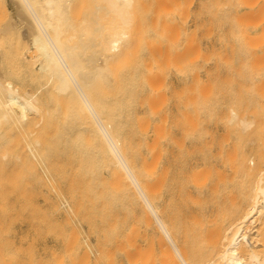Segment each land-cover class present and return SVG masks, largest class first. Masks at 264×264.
<instances>
[{
    "label": "bare ground",
    "instance_id": "bare-ground-1",
    "mask_svg": "<svg viewBox=\"0 0 264 264\" xmlns=\"http://www.w3.org/2000/svg\"><path fill=\"white\" fill-rule=\"evenodd\" d=\"M10 1L14 3L16 13L7 21L8 26L0 25V34L16 29L17 43L24 45L23 58L28 66L36 74L47 76V80H56L57 92L64 94L65 100L76 103V107L68 109L66 105V108L70 112L75 107L74 111H79V121L75 116L71 122L79 125L81 120L82 124L76 130L77 125L65 119L66 124L72 125L68 127L69 133L73 131L72 134L79 137L82 153L85 149L92 150L93 158L97 160L71 166L80 200L74 206L68 201V207L72 206L75 215L82 219L86 211L91 214V206L96 201L105 205L108 216L117 215L113 209L119 208L122 217L120 233L109 234L107 230L96 244L85 242L86 235L82 236L65 217L68 230L64 235V258L59 264H264V250L257 243L262 236L260 225L264 223V170L253 183L247 209L235 223L222 231L215 223L219 220L217 212H202L194 218L200 227L198 232L188 233L182 226L188 224L191 215L182 209L171 212V204L168 207L175 195L172 181L175 169L172 163L164 165L160 161L155 142L157 128H152L148 134L150 127L147 128V124L151 122L147 114V120L143 118L144 114L143 117L135 115L137 146H131L126 140L121 143L112 122L102 116L103 107L92 98L90 86L93 80L111 87L123 77L115 62L118 55L123 52L127 55L133 47L134 33L129 28L132 0H87L85 10L77 19L68 10L73 0ZM189 9L192 22L185 27L182 14L185 11L188 14ZM158 11L163 20L142 34V48L146 52L141 59V74L145 82L142 83L147 87L151 86L155 66L158 68L162 63L163 52L155 49L161 48L164 40L170 44V47L165 46L170 48L166 52L173 67L183 71V76L190 80V99L193 100L208 99L217 94L207 80L200 79L201 70L208 74L212 67L228 65L264 70V0H167ZM106 15L109 17L105 18ZM104 18L109 22H103ZM209 34L215 45L205 42ZM101 42L102 48H97ZM31 51L34 53L29 54ZM258 85L254 84V88ZM257 92L261 93L260 90ZM153 99L150 95L147 102L142 100L150 111H153ZM67 109L63 111L65 118L71 113H67ZM38 111L32 94H20L10 81L5 80L4 84L0 81L1 133L2 124L10 118L22 122L29 119L28 113L37 114ZM232 113L234 124L241 130L250 128L252 120ZM38 115L41 119V114ZM262 126V123L256 125ZM20 151L23 153L22 149ZM20 151L18 155L11 153L17 157V160L12 157L13 160L21 159L30 173L40 178L33 168V159L31 161L33 156L38 159L40 152L29 145L27 154L32 156L25 153L20 158ZM80 155L78 157L86 158L84 154ZM87 158L92 159V156ZM248 161L252 162V158ZM215 173L216 168L206 164L197 170L193 168L191 182L201 192L210 185L209 194L218 195V176L216 182L212 180ZM177 174H181L179 168ZM91 180L95 188H92ZM64 203L67 209L66 200ZM85 203H89V208L83 206L82 211H86L81 212V216L79 212ZM92 217H89V223ZM88 231L93 230L88 227ZM15 254V249L4 250L0 264H38L31 256L20 261Z\"/></svg>",
    "mask_w": 264,
    "mask_h": 264
},
{
    "label": "rangeland",
    "instance_id": "rangeland-1",
    "mask_svg": "<svg viewBox=\"0 0 264 264\" xmlns=\"http://www.w3.org/2000/svg\"><path fill=\"white\" fill-rule=\"evenodd\" d=\"M166 1L132 0V6L129 7L132 13L129 28L134 33L131 41L134 48L132 47L127 55L125 52L118 55L115 62L123 77L111 87L93 80L90 86L92 98L98 106L103 107L102 116L112 122L120 142L130 141L129 144L133 147L137 146L135 142L138 136L135 134V115H145L143 118L147 120V114L151 122L147 124V128H151L147 129V133L157 128L155 142L161 163H172L175 169V178L172 180L175 195L174 200L168 203V207L170 204L172 207L170 211L182 209L191 215L188 224L184 223L182 226L188 233L198 232L200 227L194 221L198 214L217 212L219 220L215 223L223 231L235 223L247 209L253 183L259 172L264 170V126L256 127L257 124H264V70H253L238 65L212 67L208 74L201 70L200 79L207 80L217 94L208 99L193 100L190 99V80L183 76V71L173 67L169 53L166 52L170 49V44L164 40L161 48L152 47L157 51L162 50V63L158 68L152 63L155 66L154 78L150 80L151 86L147 87L141 74V59L146 52L142 48V34L144 30L157 26L163 20L158 10ZM86 4L87 0L71 1L68 8L70 15L77 19L85 10ZM190 12L191 9L188 14L186 11L181 13L184 16L182 25L185 27L192 22ZM15 13L13 2L0 0V25L8 26L7 21L11 20ZM108 17L106 15L105 18ZM105 18L103 22H106ZM17 40L14 28L9 33L0 34V81L3 84L5 80L10 81L20 94H32L40 109L38 113L41 114V119L38 113H28L29 119L25 121L10 118L2 124L0 257L4 250L15 249V257L20 261H25L31 256L38 264H59L64 258L63 242L68 230L65 217L81 235H86L85 242L94 244L97 239L103 238L99 236H103L107 230L109 234L120 233L122 217L119 208L113 209L117 215L108 216L105 205L96 201L93 202L91 211L89 209L90 215L86 214V210L82 211L83 206L89 208V203L82 205L79 213L86 211L84 215L81 214L82 219L72 210V206L78 203L80 197L79 186L73 179L71 166L78 162L92 163L97 160L93 158L94 151L85 149L84 153L81 152L83 147L79 144V137L72 134L73 129L69 133L71 119L78 117V110L74 111L76 103L71 99L65 100L64 94L57 92L56 80H47V76L36 74L28 66L23 58L24 45L20 46L22 43L18 44ZM205 42L208 45L216 43L210 34ZM102 46L101 42L97 48ZM153 49L152 52L156 53ZM32 53L34 52L29 54ZM28 63L30 65V62ZM254 84H259L256 89ZM147 94L154 98L153 111L147 109V104L142 102L148 101ZM66 105L68 109L75 106L70 112H75L76 115H71ZM64 108L70 113L66 114V118L63 114L66 110ZM233 111L237 117L244 116L252 120L250 128L243 131L238 124H234ZM67 115L69 118L71 115V118ZM65 119L71 123L67 125ZM37 120H40L39 124ZM80 122L78 123L81 126ZM29 145L38 150L37 153L40 152L38 159L30 157L40 178L30 173L26 168L27 164L21 163V159L16 161L15 155H18L21 149L23 153L20 151V158L27 154ZM3 152L7 154L2 157ZM11 153L15 155L12 156ZM80 154H84L86 158L78 157ZM88 155H91L92 159L87 158ZM14 156L16 160H13ZM249 158H252V162L248 161ZM204 164L217 170L212 180L215 181L218 176V195L209 194L210 185L201 192L191 182V169L197 170ZM178 168L180 175L177 174ZM90 182L92 188H95L94 182ZM68 201L71 207H68ZM90 216H93L91 223L88 221ZM88 227L93 231H88ZM260 231L262 236L257 239V243L260 244L261 250H264V223L260 225Z\"/></svg>",
    "mask_w": 264,
    "mask_h": 264
}]
</instances>
